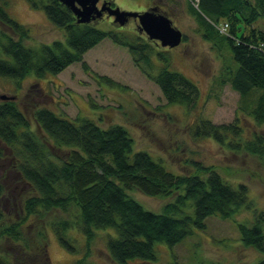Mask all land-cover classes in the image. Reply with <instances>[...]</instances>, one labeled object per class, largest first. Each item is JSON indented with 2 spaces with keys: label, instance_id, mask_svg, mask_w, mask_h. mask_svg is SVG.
<instances>
[{
  "label": "trees",
  "instance_id": "16d2710c",
  "mask_svg": "<svg viewBox=\"0 0 264 264\" xmlns=\"http://www.w3.org/2000/svg\"><path fill=\"white\" fill-rule=\"evenodd\" d=\"M28 1L32 8L45 11L50 22L64 32V39L27 46L30 30L0 6V22L17 36L0 33V45L11 57L0 58L1 76L20 83L29 75L38 79L48 74L58 75L76 62L87 69L84 55L109 38L129 49L134 63L160 87L168 104L195 108L200 97L197 84L169 68L170 58L165 51L156 53L164 64L155 72L157 63L152 60L151 41H143L141 35L129 40L94 23H77L72 11L59 0ZM197 1V9L191 6L192 14L204 27V36L210 41L220 37L232 53L233 59L225 64L221 75V84H228L239 94V109L261 127L264 125V30L257 21L264 20V0ZM108 4L115 7L114 0H108ZM223 23H228L225 33L219 29ZM32 117L46 134V140L52 139L57 148L69 151L63 159L54 154L48 142L32 130L29 118L14 100L0 103V140L12 150L22 179L33 191L24 202V215L0 226V238L23 241L27 248L29 243L22 227L31 217H36L44 220L34 240L37 249H47L45 231L50 229L58 242L76 251L75 239L68 236L69 230L76 229L86 236V255H89L97 231L114 230L116 235L108 234L110 260L129 264L141 259L156 260V243L172 247L183 242L193 235L195 228L205 229L209 217L233 219L242 208L252 206L248 201V186L230 184L213 167L194 163L195 173L181 174L168 170L160 157L143 150L134 151V139L122 125L102 127L89 117L72 120L45 107H39ZM194 123L191 129L194 138L209 137L234 151L264 155L263 135L255 132L251 138H245L239 117L227 125L214 124L208 118H198ZM134 190L172 199L162 211H149L129 196L128 191ZM3 191L0 184V195ZM55 211L67 214L66 218L51 217ZM257 216L252 225L239 223L238 233L245 246L264 253V215ZM2 218L0 213V221ZM0 264L9 261L0 256ZM248 264H264V258Z\"/></svg>",
  "mask_w": 264,
  "mask_h": 264
},
{
  "label": "rangeland",
  "instance_id": "374dc122",
  "mask_svg": "<svg viewBox=\"0 0 264 264\" xmlns=\"http://www.w3.org/2000/svg\"><path fill=\"white\" fill-rule=\"evenodd\" d=\"M114 3L115 7L128 12H143L156 5L182 31L185 41L174 48H164L148 40L144 33H139L134 19L119 26L112 18L103 16L94 23L102 30L117 32L129 40L141 35L143 41H151L154 48L152 60L157 63L155 72L164 64L156 53L167 52L169 68L192 79L200 89L195 108L189 110L181 105L168 104L160 87L134 63L129 49L109 38L103 39L84 55L87 69L76 62L58 75L48 74L43 79L29 75L20 83L0 75V103L5 101L2 95L12 98L29 118L32 130L48 142L52 152L62 159L69 150L57 148L52 139L46 140V134L32 117L39 107L72 120L89 117L102 127L122 125L134 139V151L143 150L160 157L168 170L191 174L196 171L194 163H200L213 167L234 186L239 183L248 186V201L252 203L250 209L242 208L233 219L209 217L204 223L205 229L195 228L193 235L183 242L172 247L156 243V260L141 259L129 264H248L262 260L264 253L242 243L238 224L252 225L257 214L264 215V155L258 157L244 150L234 151L209 137L194 138L191 130L198 118L227 125L239 117L245 138H251L255 132L264 137V125L257 126L239 109V94L228 84H221L225 64L233 59L229 47L222 43L220 37L210 41L204 36V27L192 14L191 6L196 8V4L190 0H114ZM0 6L30 30L25 42L27 46L64 39V32L50 22L45 11L32 8L28 0H0ZM257 22L264 30V20ZM0 33L17 37L1 22ZM0 58H11L1 45ZM0 184L4 187L0 195L2 226L24 215V202L33 191L22 179L12 150L1 140ZM128 193L146 209L156 212L162 211L172 199L148 196L137 190ZM54 216L66 218L67 214L55 211L51 214V217ZM43 224L44 220L31 217L22 227L23 236L29 243L27 248L23 241L0 238V256L9 264H115L110 260L107 246L108 234L116 235L114 230L97 231L88 250L90 253L86 255L87 238L76 229L69 230L68 234L75 239L76 251L64 247L58 242L55 232L50 229L45 231V227L47 249H37L34 240L37 228H43Z\"/></svg>",
  "mask_w": 264,
  "mask_h": 264
},
{
  "label": "water",
  "instance_id": "95a60500",
  "mask_svg": "<svg viewBox=\"0 0 264 264\" xmlns=\"http://www.w3.org/2000/svg\"><path fill=\"white\" fill-rule=\"evenodd\" d=\"M74 14L77 23H91L102 18L106 13L113 17V22L119 26L126 25L131 19L137 23V30L145 33L149 40L156 41L162 47L174 48L183 41L182 31L174 26L173 21L159 12L157 7H151L143 12L122 11L119 7H112L101 0H59ZM3 100L12 99L2 95Z\"/></svg>",
  "mask_w": 264,
  "mask_h": 264
},
{
  "label": "flooded vegetation",
  "instance_id": "af4514ba",
  "mask_svg": "<svg viewBox=\"0 0 264 264\" xmlns=\"http://www.w3.org/2000/svg\"><path fill=\"white\" fill-rule=\"evenodd\" d=\"M105 1H107V0H101L100 3H99V5H101V3H102V2H105ZM155 6H156V5H155ZM157 7H158V6H157ZM158 10H159V12H162V13H164V14H167V13H166L163 9H161L160 7H158ZM167 15H168V14H167ZM104 16H107V14L105 13Z\"/></svg>",
  "mask_w": 264,
  "mask_h": 264
},
{
  "label": "built area",
  "instance_id": "2783aa9c",
  "mask_svg": "<svg viewBox=\"0 0 264 264\" xmlns=\"http://www.w3.org/2000/svg\"><path fill=\"white\" fill-rule=\"evenodd\" d=\"M228 28V24L224 23L222 26L219 27L220 31L225 33V30Z\"/></svg>",
  "mask_w": 264,
  "mask_h": 264
}]
</instances>
